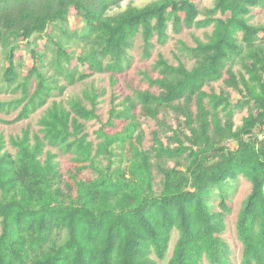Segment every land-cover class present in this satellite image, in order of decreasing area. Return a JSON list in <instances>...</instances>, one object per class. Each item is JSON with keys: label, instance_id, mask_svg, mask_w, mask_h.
<instances>
[{"label": "trees", "instance_id": "16d2710c", "mask_svg": "<svg viewBox=\"0 0 264 264\" xmlns=\"http://www.w3.org/2000/svg\"><path fill=\"white\" fill-rule=\"evenodd\" d=\"M125 1L0 0V122L34 117L0 131V264H233L241 180L239 264H264V0ZM194 29L103 120L94 77L115 87L138 39L150 60Z\"/></svg>", "mask_w": 264, "mask_h": 264}, {"label": "rangeland", "instance_id": "374dc122", "mask_svg": "<svg viewBox=\"0 0 264 264\" xmlns=\"http://www.w3.org/2000/svg\"><path fill=\"white\" fill-rule=\"evenodd\" d=\"M150 1H152V0H131V1L127 0V1L123 2L122 8H125L129 2H132L136 5L141 6V5H144ZM199 1H200L202 8L205 6H211L213 3V0H199ZM254 22H256V23L264 22V9H257L255 11ZM73 23L76 24V20L73 21ZM194 34L197 36H200L201 38H204V35H205L204 30H196V29L185 30L180 35H177L174 39L169 40V42L166 46L158 47V50H156L153 58H151L150 60L142 59V55H141L142 54V48L140 46V44L142 42L140 39H138L137 45L133 51V53L135 55V61H134L133 67L129 71H126L122 74L117 75L118 83L115 87L111 85V80H110L109 75H107V74L96 75L94 77L95 83L97 85L105 86L107 88V94L103 98L104 100H103V102L100 106V110H99V112L102 115L103 120H106L108 117V109L110 108V99H111V95H112L113 91L116 92L117 94H120L123 96V95L131 92L137 86H140L142 88L147 87V84H146V82L143 81L142 75L139 73V71L140 70H147V69L151 70L152 64L154 63V61L158 57V55H157L158 51H162L167 58L174 61L173 52L176 51V38H182V39L186 40L189 44H194V38H195ZM26 64L31 66L32 60L30 58H28L26 60ZM2 66H3V58H2V55L0 53V79L2 76V72H3ZM92 79L93 78H90L87 82L92 81ZM0 85H1V82H0ZM84 85H85V82L77 83L73 86H70L68 91H69V93H71L73 91H79ZM220 87H221V84L217 83L216 84L217 90H219ZM0 96L9 97L10 95L0 93ZM244 114L245 113H241V114L237 115V117H236L237 124L241 123V118H242V116H244ZM13 116L14 115L7 117V118H12ZM30 122L34 124V117H33V119L25 120V121H22L19 123H14V124H4V123L0 122V131H3L5 133L7 139H8L11 134L20 133L22 130V127H25ZM153 123L154 122L152 121L151 124H153ZM99 126H100V124H98L97 122L87 123V128L92 133L93 138L95 137L94 131L97 128H99ZM33 128H34V126H33ZM146 128L148 129V131H150L151 125L146 126ZM60 160L62 162V166H63L64 170H67L71 166V162L69 160L68 155H62L60 157ZM85 174L87 177L92 176V174L89 171L86 172ZM250 191H251L250 183L246 180H241L239 187H238V191H237V193H236V195H235V197L231 203V206L233 207V212L231 213V215L228 218V229L225 232L224 236L230 242V244L233 248V253H232L233 264H239V261L241 258V245L239 244V242L236 239L235 223H236L237 215H238V212L241 208L242 202L246 198V196L249 194ZM175 238H176V234L174 235V239H173V242L171 245L170 252L173 248ZM160 264H166V263L160 262ZM204 264H209V263L205 262Z\"/></svg>", "mask_w": 264, "mask_h": 264}]
</instances>
